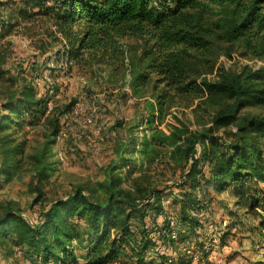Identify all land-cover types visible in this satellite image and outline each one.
<instances>
[{
  "label": "trees",
  "instance_id": "obj_1",
  "mask_svg": "<svg viewBox=\"0 0 264 264\" xmlns=\"http://www.w3.org/2000/svg\"><path fill=\"white\" fill-rule=\"evenodd\" d=\"M20 1L24 6L21 16L42 18L46 24L48 39L41 40L42 51L48 52L53 43L61 44L56 62L69 69L73 65H125L127 50L122 40L143 39L142 59L147 63L130 83L131 95L144 104L140 117L143 136L129 135L128 144L118 150L122 165H112L98 187L79 185L65 197L50 200L35 221L12 201L1 202L3 257L23 255L28 264H69L76 258L78 245L84 252V264H144L160 240L180 249L178 264L192 263L197 250L188 255L190 247H180L188 242L186 233H173L167 220L164 193L169 187L159 189L150 175V166L164 159L180 172L175 184L182 194L171 195L173 203H180L189 228L196 222L193 211H198L210 191L229 192L235 205L245 211V218L258 219L248 231L264 246V114L249 111L264 108V68L215 71V61L209 56L212 29L204 18L203 0ZM260 1L244 6L228 23L224 30L228 42L241 38L247 46L255 40L264 43ZM0 22L4 33L2 18ZM213 73L215 78L210 79L208 74ZM194 101L195 111L210 114L208 123L196 130L174 112L182 103L187 106ZM48 109V100L26 79L0 106V185L23 169L27 142L15 133L24 125L45 121ZM69 110L66 106L65 111ZM164 122L168 123L165 128L161 126ZM58 127L55 119L52 135H57ZM35 174L40 180L48 177L44 165ZM42 200L47 201L40 190L35 202L42 204ZM159 217L164 218L163 223L157 221ZM232 218L235 225L242 223L237 213ZM158 254L160 264L174 262L175 256Z\"/></svg>",
  "mask_w": 264,
  "mask_h": 264
},
{
  "label": "rangeland",
  "instance_id": "obj_2",
  "mask_svg": "<svg viewBox=\"0 0 264 264\" xmlns=\"http://www.w3.org/2000/svg\"><path fill=\"white\" fill-rule=\"evenodd\" d=\"M252 1L235 0L234 3L219 4L203 0L204 18L212 29L213 52L209 56L215 61V71L240 72L245 66L264 68L262 41L255 40L252 46H247L244 39L231 43L224 37L228 23ZM0 3V21L2 18L5 23L4 33L0 30V70L3 72L0 77V106L23 79L31 82L38 95L50 102L49 116L45 121L36 126L24 125L15 133L20 140L27 142L23 169L0 185V203L12 201L26 217L35 221L50 200L65 197L79 185L98 187L107 178L112 165H122L118 160V150L129 141V135L143 136L140 117L144 104L143 100L131 95L130 83L133 75L147 63L142 59L145 45L140 37L123 39L127 50L125 65L121 62L73 65L69 69L66 64L62 66V63L59 65L56 62V52L62 49L61 44L53 43L48 52L42 51L41 40L48 39L42 18L21 16L24 6L20 0H0ZM261 5L264 11V0L258 3V6ZM58 65L61 68L58 69ZM215 75L208 74V77L214 79ZM78 102L83 103V111L76 110ZM196 103L194 101L186 106L184 102L174 110L192 130L200 129L210 119V114L203 109L194 110ZM66 106H70L67 112ZM249 111L264 114V108ZM91 115L94 121L87 123ZM167 118L172 119L171 116ZM55 119L59 126L56 136L52 135ZM167 125L164 122L161 126L165 128ZM42 165L46 167L48 177L40 180L35 173ZM150 167V175L158 188L169 187L164 193L167 220L171 221L173 233H186L188 239L180 247H190L186 251L188 255H192V249L201 255L203 250L204 256L195 254L190 264H255L258 260L264 261V246H259L258 237L248 231L251 223H257L258 219L245 218V211L235 205L236 199L231 193L210 191L198 211H193L196 222L191 229L182 218L180 203H173L171 195L182 194L175 184L181 178L179 170H175L165 159ZM40 190L47 199L42 200V204L35 202ZM233 213L241 216L242 223L235 225L237 222L232 218ZM163 220V217L157 219L159 223ZM147 223L151 225L150 219ZM201 243H204L203 249L200 248ZM77 247L74 252L76 258L70 259L69 264L85 263L82 258L84 252L80 246ZM153 251H150L152 256L147 254L144 264H149V259L154 261L152 264H160L162 259L155 255L157 252L168 257L175 256L174 262L166 264H178L180 249L174 250L159 240ZM153 255L155 258H152ZM28 262L23 255L5 259L0 252V264Z\"/></svg>",
  "mask_w": 264,
  "mask_h": 264
},
{
  "label": "built area",
  "instance_id": "obj_3",
  "mask_svg": "<svg viewBox=\"0 0 264 264\" xmlns=\"http://www.w3.org/2000/svg\"><path fill=\"white\" fill-rule=\"evenodd\" d=\"M0 30H1V26H0ZM50 105V102L48 103V106ZM76 110L77 111H83L84 110V105H83V103H80V102H78V103H76ZM94 121V116H89L88 118H87V123H92ZM189 251V250H188ZM196 254V252L193 254V255H195ZM199 254V253H198ZM198 254H196L197 256H199ZM195 255V256H196ZM194 256V257H195ZM201 256V255H200Z\"/></svg>",
  "mask_w": 264,
  "mask_h": 264
},
{
  "label": "crops",
  "instance_id": "obj_4",
  "mask_svg": "<svg viewBox=\"0 0 264 264\" xmlns=\"http://www.w3.org/2000/svg\"><path fill=\"white\" fill-rule=\"evenodd\" d=\"M124 144H128V141L126 142V143H124ZM83 148V147H82ZM119 156H120V154H119Z\"/></svg>",
  "mask_w": 264,
  "mask_h": 264
}]
</instances>
